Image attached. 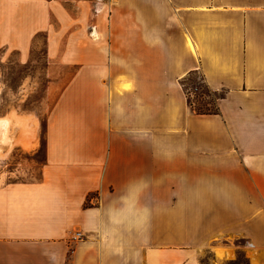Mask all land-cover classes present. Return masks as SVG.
Wrapping results in <instances>:
<instances>
[{"label": "crops", "instance_id": "0c3cea01", "mask_svg": "<svg viewBox=\"0 0 264 264\" xmlns=\"http://www.w3.org/2000/svg\"><path fill=\"white\" fill-rule=\"evenodd\" d=\"M41 32L44 157L0 181V264H264V0H0V48ZM0 129L41 145L31 114Z\"/></svg>", "mask_w": 264, "mask_h": 264}, {"label": "rangeland", "instance_id": "374dc122", "mask_svg": "<svg viewBox=\"0 0 264 264\" xmlns=\"http://www.w3.org/2000/svg\"><path fill=\"white\" fill-rule=\"evenodd\" d=\"M44 41L45 34L41 32L35 38L31 50L32 61L28 63L18 62L14 50L0 48V117L9 111L31 114L39 122L41 139V145L34 151L8 145L4 151L5 156L0 145V181L36 180L40 177V165L44 157V122L52 102V97L45 91ZM204 84L197 75L181 80L182 88L189 100L202 98L210 103H206V107L212 108L211 104L221 91H217L215 95L212 91V93L207 91ZM9 130H6L8 135L11 134V127ZM234 264L245 263L239 255Z\"/></svg>", "mask_w": 264, "mask_h": 264}, {"label": "trees", "instance_id": "16d2710c", "mask_svg": "<svg viewBox=\"0 0 264 264\" xmlns=\"http://www.w3.org/2000/svg\"><path fill=\"white\" fill-rule=\"evenodd\" d=\"M192 75H197V77H199L200 79H202L203 82L205 83L203 76L198 71H196V70L189 72V74L187 76H185V77L182 78V81H184L188 77H192ZM204 85H205V88L207 89V91H210V92L212 91L214 94L217 92V91L211 90L206 85V83ZM198 87H200V86H198ZM185 93H186V91H185ZM186 95H187V93H186ZM222 95H223L222 92L220 94L218 93L217 96L215 97V101L217 100V98L221 97ZM187 98H188V96H187ZM215 101H214V103L211 104L212 108L211 107L208 108V107H206V103H209V102L204 101L202 98H196L195 100H189V98H188V104H189V106L196 113H216L218 111V107H217V104H216Z\"/></svg>", "mask_w": 264, "mask_h": 264}, {"label": "bare ground", "instance_id": "6f19581e", "mask_svg": "<svg viewBox=\"0 0 264 264\" xmlns=\"http://www.w3.org/2000/svg\"><path fill=\"white\" fill-rule=\"evenodd\" d=\"M217 255L219 256V257H224V256H228L230 253H229V251H227V250H225V249H217Z\"/></svg>", "mask_w": 264, "mask_h": 264}]
</instances>
